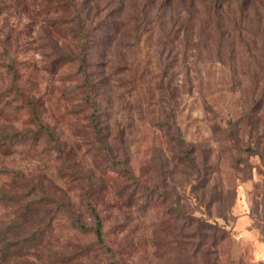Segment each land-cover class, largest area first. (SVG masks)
I'll return each mask as SVG.
<instances>
[{
  "label": "rangeland",
  "instance_id": "obj_1",
  "mask_svg": "<svg viewBox=\"0 0 264 264\" xmlns=\"http://www.w3.org/2000/svg\"><path fill=\"white\" fill-rule=\"evenodd\" d=\"M56 1L0 0V264H264V0Z\"/></svg>",
  "mask_w": 264,
  "mask_h": 264
},
{
  "label": "trees",
  "instance_id": "obj_2",
  "mask_svg": "<svg viewBox=\"0 0 264 264\" xmlns=\"http://www.w3.org/2000/svg\"><path fill=\"white\" fill-rule=\"evenodd\" d=\"M53 1H56V0H53ZM57 2V1H56ZM63 3V9H65L66 11H68V9H70V7H72L74 5V0H63L62 1ZM83 25L80 26V28L82 29ZM79 33V32H78ZM81 34H83V30L80 31ZM32 118L33 120L36 122V124L41 128L43 129L45 132L48 133V135L50 137H53L52 133L49 131V128L45 125H43L41 119L38 117L37 113L34 111L32 113ZM0 137H2L0 135ZM5 141L2 139H0V146H2ZM91 216L95 222V225H94V233L96 235V238H97V241L100 245H103L104 244V235H103V220H102V217L100 216V214L94 209V208H91ZM78 222H80V220L77 218ZM83 228H86L84 225H82ZM2 238V242H6V240L8 239V235L7 233L5 234H1L0 235V240ZM34 238L37 240L38 239V235H34ZM9 246L11 247V251L12 250H15V248L19 247L20 244H18L17 242L15 241H12ZM6 251H9V249H7ZM4 251V255L0 257L1 260L3 261H8L9 260V257L7 255V252ZM10 252V251H9Z\"/></svg>",
  "mask_w": 264,
  "mask_h": 264
}]
</instances>
